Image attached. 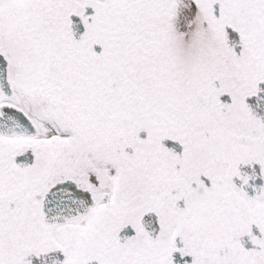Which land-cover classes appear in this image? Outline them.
I'll use <instances>...</instances> for the list:
<instances>
[{
	"label": "snow or ice",
	"instance_id": "6c2138e0",
	"mask_svg": "<svg viewBox=\"0 0 264 264\" xmlns=\"http://www.w3.org/2000/svg\"><path fill=\"white\" fill-rule=\"evenodd\" d=\"M0 264H264V0H0Z\"/></svg>",
	"mask_w": 264,
	"mask_h": 264
}]
</instances>
